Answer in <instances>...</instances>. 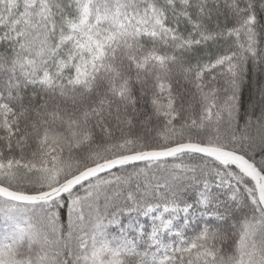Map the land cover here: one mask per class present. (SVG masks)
Returning a JSON list of instances; mask_svg holds the SVG:
<instances>
[{
    "label": "snow or ice",
    "instance_id": "6c2138e0",
    "mask_svg": "<svg viewBox=\"0 0 264 264\" xmlns=\"http://www.w3.org/2000/svg\"><path fill=\"white\" fill-rule=\"evenodd\" d=\"M0 264H264V0H0Z\"/></svg>",
    "mask_w": 264,
    "mask_h": 264
}]
</instances>
